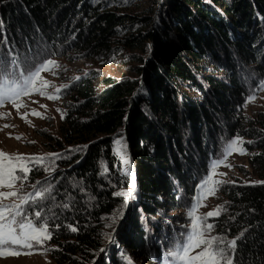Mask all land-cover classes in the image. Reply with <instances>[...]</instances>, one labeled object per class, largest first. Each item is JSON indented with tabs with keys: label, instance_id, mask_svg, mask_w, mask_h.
I'll list each match as a JSON object with an SVG mask.
<instances>
[{
	"label": "trees",
	"instance_id": "obj_1",
	"mask_svg": "<svg viewBox=\"0 0 264 264\" xmlns=\"http://www.w3.org/2000/svg\"><path fill=\"white\" fill-rule=\"evenodd\" d=\"M92 1L0 0V57H17L32 69L69 37L68 47L88 53L108 48V40L127 28L125 20ZM167 1L150 30L123 40L137 49L151 42V58L140 59L145 68L98 84L89 75L71 86L74 102L67 105L57 142L60 150L73 147V158L59 159L62 167L50 183L54 199L48 213H55L53 225H61L52 228V241L63 250L60 264L71 263L67 255L80 257V264H109L108 259L117 264V246L114 253L101 254L105 242L99 221L124 205L114 193L129 186L130 178L123 175L113 144L125 135L138 188L123 224L131 230L119 231L118 240L143 261L159 263L172 247L175 237L168 247L162 239L175 230L164 226L168 216L163 210L182 208L180 202L195 193L228 139L254 141L247 148L259 152L251 161L264 178V131L237 113L264 79V0ZM140 78L146 89L133 98ZM222 193L227 203L216 220V234L231 239L247 230L239 242L240 264H264V183L228 185ZM68 201L71 207H62ZM157 217L166 222L154 221ZM142 219L150 229L165 228L161 237L149 243ZM66 223L78 231L64 232Z\"/></svg>",
	"mask_w": 264,
	"mask_h": 264
},
{
	"label": "rangeland",
	"instance_id": "obj_2",
	"mask_svg": "<svg viewBox=\"0 0 264 264\" xmlns=\"http://www.w3.org/2000/svg\"><path fill=\"white\" fill-rule=\"evenodd\" d=\"M92 4L103 5L106 10L114 11L115 13L122 15L125 20L124 24L127 26V28L122 30L121 34L112 36L110 40H108V48L93 51L92 53L85 52L83 49H78L76 45L68 47V44H70L72 41L70 37L67 40L65 39L66 41L61 39L62 45L56 47V54L50 58L48 56L46 59V61H53L56 67L52 71H42L40 79L32 86L34 90L43 89L45 95L42 96L38 91H34L30 92L26 96L20 97L18 103L21 105V107L19 109H17L16 106L11 103L0 107V150H2L5 154H22L28 156L59 154L62 155L63 158L72 159L73 154H71V151L73 147H66L65 149L60 150L58 148L57 141H61L62 139L60 128L67 111V105L70 102H74L72 99L74 93H70L72 91L71 89L73 88L71 87L73 83L80 80L82 77H87L89 75L96 76V84L102 82L107 77L121 79L126 75H131L130 73L133 72L132 69L135 67H142V69L146 67L145 62L142 64L140 59L148 61L149 57L151 58L154 51L151 42L148 43L147 46H144V49L142 47L141 49H137L136 47L128 46L123 40H125V37L133 36V34L138 33V31L143 30V28H145V31L150 30L159 15L160 9L164 5L168 6L170 3L167 0H93ZM216 10L224 15L219 7H216ZM76 21L77 20H73L74 23ZM82 23H84V21H82ZM75 36L76 35L74 34L73 38ZM22 66L24 67V65ZM44 80L48 81L50 87H44V85L41 83V81ZM247 82L250 84L251 80H248ZM262 82H264V79ZM260 83L261 82L257 84L253 93L250 95H254L255 99L249 100V96L241 109L237 110V113L243 117L244 120H246V124L250 122L251 127L264 131V90H258ZM56 88L63 89L60 93V98L56 100L49 99L48 94L54 93ZM145 89L144 80L143 78H140V85L134 93L133 98H136L138 95L140 96V90L144 92ZM33 110L40 112L41 116L37 117L33 115ZM25 113H27L26 119L22 118ZM5 125H8V127H5ZM222 125L224 127V123H222ZM223 134L227 136L229 135V132H223ZM16 137H20V139H17ZM240 138L246 142L244 147L247 150V154L240 155L238 152H233L228 156L226 161V163L231 164L232 167L228 168L221 166L217 169L218 172L226 173V176H217L215 178L234 181V184L237 185L263 184L264 178L260 176L259 165H254L251 161L254 156L259 154V152L248 151L247 148V144H254V141L244 137ZM231 139H228L227 142H229ZM119 140H123L125 143L127 142V138L125 136ZM117 147L118 146L114 142L113 150L115 154ZM124 151L126 152V155L130 157L127 147ZM116 156L121 160L120 156ZM59 159L60 158L54 161L53 169L48 171L42 170L33 173L30 176L28 183L33 184L36 181H41L46 184L51 183L53 181L54 175L61 170L62 165H60ZM131 164L133 170L137 171V166L134 164V160L131 162ZM122 168L123 165L121 162V171ZM122 173L124 175L123 171ZM136 182L137 178L135 179V185ZM228 185L233 184H225L223 189L215 196L206 195L201 201V207L197 209V215H206L209 211H213L217 207L224 208L226 206L227 199L222 192ZM130 188L131 185L129 183V186L118 189L117 191H129ZM137 188L138 186L136 185L135 189L132 190L133 196L128 198L126 207L125 199L120 197L123 198L124 205L122 204L120 207L115 209L112 214L104 215L100 219V236L105 242L101 254L103 252L106 253V250H108L109 253H114V250L117 246L118 253H115L117 264H125L126 259L128 262H131V264H159L158 261L151 260L150 258L146 261H143L141 258L138 259L137 255L134 254L132 250L126 248L124 245H121L118 240L120 237L119 235H122L120 232L124 233V231L129 232L131 230L129 225L126 224V226H124L123 224L126 223L128 218L132 201H134L136 196L135 194H137ZM3 190L8 191L9 189ZM27 190L31 191V188H28ZM85 192V194L88 193L87 190ZM196 193L197 187L195 189V193L192 196L189 198L185 196L186 199L183 203L179 201L182 208H178L173 211L163 210V213H166L168 216V223H164V226H170L175 229L172 231H170V229L168 236H164L162 238L165 240L164 242L167 243V247L170 245L174 237V242L181 238L180 234L186 231V228L190 226L187 212L190 210L191 205L195 203L194 197L196 196ZM161 200L164 202L165 198H162ZM69 201L68 204L71 205L72 203ZM5 202L8 203L12 201ZM16 202L18 203V201ZM120 213H122V215H120L117 222L113 224L111 218L113 216H117ZM219 217L209 218V221L216 224V220ZM153 220L166 222L165 217H160V219L157 217L153 218ZM68 225V223L63 225L65 228L63 229L64 232L74 234L75 232L70 231L67 227ZM109 225H112V227H109ZM141 226L144 229L145 238L149 243L155 241V238H160L162 233L165 231V228L162 232L156 231L154 228L150 229L145 224L144 219L141 221ZM61 230L62 229H60V231ZM175 231H177L176 235L174 233ZM108 236H111L115 242H110L107 238ZM63 242L66 241H61L60 243ZM46 247L51 250L45 252L44 249L37 248L34 249L31 254H27V252H25L18 257H0V264H60L64 259L61 256L63 253L61 245L59 243H54L51 239L47 243ZM195 251H199V249H196ZM67 256L68 258H71L70 264H73L72 262H74V260V264H80L84 262L78 256ZM98 261L99 260H95L93 264L98 263ZM108 263L111 264L109 259Z\"/></svg>",
	"mask_w": 264,
	"mask_h": 264
},
{
	"label": "snow or ice",
	"instance_id": "obj_3",
	"mask_svg": "<svg viewBox=\"0 0 264 264\" xmlns=\"http://www.w3.org/2000/svg\"><path fill=\"white\" fill-rule=\"evenodd\" d=\"M56 65L48 60L28 69L22 66L17 57L4 59L0 57V107L11 103L17 109L21 107L18 100L30 92L38 91L45 95L43 89H33L41 76L42 71H52ZM44 87H50L48 81H41ZM67 87V86H65ZM63 89L56 88L54 93L48 94V98L56 100L60 98ZM258 90H264V82H261ZM250 96L249 100H254ZM46 107V106H42ZM33 115L40 117L41 113L33 110ZM27 113L22 118L26 119ZM8 127V125H5ZM20 139V137H16ZM116 155L121 157L124 175L130 177L131 188L129 191H116L117 197L127 200L133 196L135 189V174L132 168L131 159L124 151L126 143L123 140H116ZM246 142L240 137H235L226 143L220 158H215L210 163V172L197 186V193L194 197L195 203L187 212L190 226L180 234L171 248L163 254L159 264H240L238 259L239 242L245 238L247 230H242L238 236L229 239L227 234H215L216 224L209 221V218L219 217L223 214V207H217L206 215H197V209L201 207V201L206 195L215 196L228 183L234 181L216 179L217 176H226V173L218 172L221 166L231 168L226 163L227 158L233 152L240 155L247 154L244 147ZM250 143V142H248ZM63 158L59 154H48L46 156H28L5 154L0 150V257H18L22 253L31 254L34 249L42 248L45 252L47 243L53 238L52 228L61 227L60 224H52L55 213L49 217L51 211L49 205L54 199L52 196L51 184L36 181L29 184L30 176L38 171H48L54 168V161ZM107 172V169H105ZM18 185V186H17ZM31 188V191L27 189ZM3 189H9L4 191ZM5 201H12L6 203ZM18 201V203L16 202ZM62 207L70 208V204H63ZM122 213L113 216L115 224ZM70 231L77 232V227L69 224ZM112 227V225H109ZM110 242H115L111 236L107 237ZM199 249V251H195ZM131 264V262H129Z\"/></svg>",
	"mask_w": 264,
	"mask_h": 264
},
{
	"label": "water",
	"instance_id": "obj_4",
	"mask_svg": "<svg viewBox=\"0 0 264 264\" xmlns=\"http://www.w3.org/2000/svg\"><path fill=\"white\" fill-rule=\"evenodd\" d=\"M125 137L127 138V135H125ZM126 144L128 146V150H129V154H130V159H131V162H132L134 159H133L132 152H131V146H130V143H129L128 140H127ZM137 183H138V180H137Z\"/></svg>",
	"mask_w": 264,
	"mask_h": 264
},
{
	"label": "bare ground",
	"instance_id": "obj_5",
	"mask_svg": "<svg viewBox=\"0 0 264 264\" xmlns=\"http://www.w3.org/2000/svg\"><path fill=\"white\" fill-rule=\"evenodd\" d=\"M126 147H127V150H128V146H127V144H126ZM128 153H129V150H128Z\"/></svg>",
	"mask_w": 264,
	"mask_h": 264
}]
</instances>
